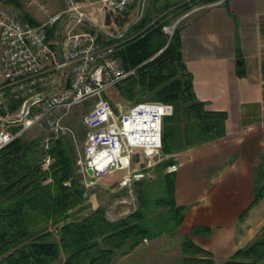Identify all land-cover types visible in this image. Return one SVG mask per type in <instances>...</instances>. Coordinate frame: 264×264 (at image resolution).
Segmentation results:
<instances>
[{
  "label": "trees",
  "instance_id": "obj_1",
  "mask_svg": "<svg viewBox=\"0 0 264 264\" xmlns=\"http://www.w3.org/2000/svg\"><path fill=\"white\" fill-rule=\"evenodd\" d=\"M23 18L36 23L26 13ZM112 19L113 13L107 12V23ZM114 19L119 26L126 22L120 15ZM164 19L153 21L144 14L131 25L137 33L123 44L118 56L126 69L135 72L118 86L125 99L174 105V113L164 120L163 132V153L172 154L225 135L227 112L207 109L206 101L198 99L193 75L183 59L179 27L169 38ZM53 29L48 28L51 33ZM47 154L53 161L44 168ZM76 162L75 147L66 136L52 139L48 150L40 139L23 136L0 149V264H51L61 252L65 253L63 264H112L120 250L119 255L124 256L148 239L177 232L184 206L175 199V171H167L160 183L164 195L152 197L140 189L138 207L110 219L102 206L81 213L88 208V197ZM162 163L167 168L175 164V158L171 155ZM263 196L264 183L256 187L253 202L240 217ZM210 230L201 225L192 228L195 234ZM181 250L183 264H215L212 252L188 237ZM222 264H264V233Z\"/></svg>",
  "mask_w": 264,
  "mask_h": 264
},
{
  "label": "built area",
  "instance_id": "obj_2",
  "mask_svg": "<svg viewBox=\"0 0 264 264\" xmlns=\"http://www.w3.org/2000/svg\"><path fill=\"white\" fill-rule=\"evenodd\" d=\"M134 1L65 0V8L49 15L42 24L0 10V149L41 124L46 134L40 142L48 150L52 139L74 134L64 123L71 108L92 99L82 117L86 138L77 161L85 195L90 186L113 172L120 173V188L134 192L135 184L147 177V170L166 157L164 120L174 113V105L144 100L117 110L105 92L134 74L135 69L125 68L118 56V43H108L109 36H118L100 28L94 16L82 11L87 4L98 2L107 12L122 14ZM28 3L49 12L38 0ZM69 20L86 23L87 27L64 35L62 27L56 25ZM174 30L175 26H164L170 37ZM52 161L47 154L44 167ZM177 168L173 164L168 171Z\"/></svg>",
  "mask_w": 264,
  "mask_h": 264
},
{
  "label": "crops",
  "instance_id": "obj_3",
  "mask_svg": "<svg viewBox=\"0 0 264 264\" xmlns=\"http://www.w3.org/2000/svg\"><path fill=\"white\" fill-rule=\"evenodd\" d=\"M65 6L52 2L51 15ZM32 18L36 24L46 21ZM180 23L183 59L194 91L207 109L226 111L227 119L225 135L165 154L173 155L178 166L175 199L184 206L176 232L181 238L178 256L184 255L181 244L188 237L212 252L215 264H222L264 230V196L240 217L255 198L264 166V0L208 2L182 15ZM57 26L65 35L87 24L69 20ZM1 53L0 41V58ZM197 225L211 230L195 234ZM149 253L145 264H159ZM163 255L172 256L170 251Z\"/></svg>",
  "mask_w": 264,
  "mask_h": 264
},
{
  "label": "rangeland",
  "instance_id": "obj_4",
  "mask_svg": "<svg viewBox=\"0 0 264 264\" xmlns=\"http://www.w3.org/2000/svg\"><path fill=\"white\" fill-rule=\"evenodd\" d=\"M29 0H0V9L4 8L13 13H15L19 18H23L24 14L34 17L37 20L43 21L47 20L49 15H51L52 2L58 4V6L64 5L65 0H38V2L46 5L49 12H45L37 5H30ZM95 0H79V2H90ZM206 0H135L133 4L128 8L127 11L122 14H113V19L111 23H107L106 15L107 11L102 7L101 3L87 4L82 8V11L87 15H92L97 21V25L118 37L109 36L108 43H118L120 48L123 44L134 37L137 33L135 29H132L131 25L140 19L144 14L149 15L153 18V21L164 17L165 25L179 26L181 21V16L186 14L193 7L206 4ZM115 15H120L122 19H125V24L119 26L115 22ZM152 21V22H153ZM164 25V26H165ZM163 26V29H164ZM64 34V32H62ZM102 34L104 32L102 31ZM169 36V35H168ZM169 38H171L169 36ZM126 80V79H125ZM124 80V81H125ZM105 96L109 98L113 104L117 107V110H125L130 105L135 104L139 101H131L125 99L120 95L119 86L109 88L105 92ZM144 100V99H143ZM150 100V99H145ZM87 100L81 104L75 105L71 108L69 114L64 118V123L73 129L74 134L65 133L61 136L69 137L75 147V153L77 156V161L80 155L83 153L84 142L86 138V129L82 124L83 114L89 110V102ZM46 134L45 126L41 124H36L29 128L22 136L27 140L40 139ZM60 136V137H61ZM170 156H166L164 159L158 161L154 166L147 170V177L144 180L137 182L134 186V192H130L127 189L120 188L118 185V180L120 173L113 172L107 174L103 178L99 179L94 185L87 189V203L88 208L83 210L81 213H86L99 206L106 209L107 217L110 219H117L127 215L138 207L139 204V190L144 189L148 191L150 196H162L165 194L164 190L160 187L161 181L164 179L165 173L168 171V167L165 168L163 163L168 160ZM46 164V162H44ZM76 166L79 172V165L76 162ZM49 167V166H48ZM45 168V167H44ZM264 183V166L259 171L257 176V187L260 188ZM122 199H126L122 202ZM50 229L56 230V226L49 224ZM264 233V230L262 231ZM261 233V234H262ZM260 235V234H259ZM258 236V235H257ZM54 239L58 236L54 235ZM181 238L176 235V233H163L157 238H153L151 242L143 245L140 250L134 252L130 256L118 260V251L112 264H145V254L150 251L151 257L154 263L159 264H183V256H178V250L180 247L179 240ZM149 240V239H148ZM143 243H146L145 241ZM126 248V247H125ZM124 248V249H125ZM166 251H170L172 256L166 258L163 254ZM65 258V253L61 252L58 260L51 264H63Z\"/></svg>",
  "mask_w": 264,
  "mask_h": 264
},
{
  "label": "water",
  "instance_id": "obj_5",
  "mask_svg": "<svg viewBox=\"0 0 264 264\" xmlns=\"http://www.w3.org/2000/svg\"><path fill=\"white\" fill-rule=\"evenodd\" d=\"M88 172L91 173L92 172L91 169H89Z\"/></svg>",
  "mask_w": 264,
  "mask_h": 264
}]
</instances>
